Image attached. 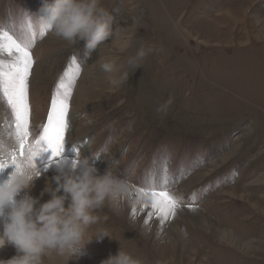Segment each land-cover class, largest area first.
Masks as SVG:
<instances>
[{
	"label": "rangeland",
	"instance_id": "obj_1",
	"mask_svg": "<svg viewBox=\"0 0 264 264\" xmlns=\"http://www.w3.org/2000/svg\"><path fill=\"white\" fill-rule=\"evenodd\" d=\"M43 3L0 0V30L23 40L30 22L36 32L29 77L33 131L47 122L54 86L75 58L81 72L68 131L87 140L75 146L78 156L100 173L111 169L132 188L151 183L154 172L159 183L166 162L169 191L180 201L176 216L164 224L155 215L147 218L145 199L106 205L95 213L100 221L88 229L85 239L93 241L86 254L69 264H101L119 249L141 264H264V52H257L264 45V0H103L114 25L134 33L126 53L111 44L95 51L83 41L69 46L50 31L41 38ZM247 34L261 36V46L240 39ZM141 46L155 51L114 90L100 61H123ZM170 97L167 112H157ZM0 111L11 118L2 100ZM73 155L66 146L69 165ZM50 156L49 150L35 158L47 183L62 161L57 157L58 163L49 164ZM48 199L46 194L41 202ZM101 231L109 237L96 240ZM15 254L10 245L0 249V259ZM45 264L67 262L57 257Z\"/></svg>",
	"mask_w": 264,
	"mask_h": 264
},
{
	"label": "clouds",
	"instance_id": "obj_2",
	"mask_svg": "<svg viewBox=\"0 0 264 264\" xmlns=\"http://www.w3.org/2000/svg\"><path fill=\"white\" fill-rule=\"evenodd\" d=\"M40 12L45 29L69 46L83 41L87 50L95 51L111 44L118 53H126L132 47L134 33L114 25L103 0H51L50 3L44 0ZM153 51L152 46H141L123 61L119 57L104 59L99 67L115 90L128 82L129 70L142 67V62ZM171 104L170 97L156 110L166 113ZM36 157L35 152H30L13 162L0 158L7 168L14 166L0 182V210L9 209L0 213V249L10 245L16 253L10 259H0V264H45L46 259L57 257L69 264L73 258L85 255L86 246L93 241L91 237L86 241L85 237L88 229L101 219L95 214L98 210L106 205L116 208L125 202H144L143 197L134 195L126 179L111 169L100 173L88 158L79 156L70 165L66 160L59 163L57 173L40 193V197L49 194L50 199L41 202L40 197L29 194L42 175L35 164ZM105 237H109L108 234L101 231L95 239ZM101 264H141V261L119 249Z\"/></svg>",
	"mask_w": 264,
	"mask_h": 264
},
{
	"label": "snow or ice",
	"instance_id": "obj_3",
	"mask_svg": "<svg viewBox=\"0 0 264 264\" xmlns=\"http://www.w3.org/2000/svg\"><path fill=\"white\" fill-rule=\"evenodd\" d=\"M29 35L23 40H18L8 31L0 30V100L4 102L11 113L9 135L13 138V144L6 146L0 140V150L7 149L6 159L9 162L23 157L26 153L35 152L38 157L42 152L51 151L48 163H58L54 158L66 160L63 153L66 146L71 147L75 162L78 156V148L68 143L65 133L70 124V101L74 86L80 76L81 65L73 58L59 77L54 86L50 100V108L47 122L40 126L38 131H33L30 125L31 106L29 103V77L35 63L31 48L36 42V32L30 22L27 23ZM46 29L39 25V36L46 35ZM48 165H46L47 167ZM7 168V164L0 162V171ZM161 180L156 181L153 173L152 182L145 186H133L137 196L143 197L147 202L143 207L149 209L147 218L153 215L164 224L177 214L180 207L179 199L169 191V175L166 162L161 168ZM135 207L132 209L135 215ZM147 223V220L145 221Z\"/></svg>",
	"mask_w": 264,
	"mask_h": 264
},
{
	"label": "bare ground",
	"instance_id": "obj_4",
	"mask_svg": "<svg viewBox=\"0 0 264 264\" xmlns=\"http://www.w3.org/2000/svg\"><path fill=\"white\" fill-rule=\"evenodd\" d=\"M244 3V2H243ZM242 3V4H243ZM239 4H241V2L239 3ZM237 6H239V5H237ZM234 8V7H233ZM227 9V8H226ZM231 9H232V7H231ZM235 9H237V8H235ZM234 9V10H235ZM238 9H240V8H238ZM242 9V8H241ZM255 9V8H254ZM237 11V10H236ZM261 11V10H260ZM224 12V11H223ZM230 12V11H229ZM244 12V11H243ZM237 13V12H236ZM241 14V13H240ZM239 14V15H240ZM226 15H228V14H226ZM231 15H233V14H231ZM237 15V14H236ZM234 16V15H233ZM254 16V15H253ZM213 17V16H212ZM241 17V16H240ZM242 17H243V19H246L245 20V22H250V20H249V18L246 16V15H242ZM241 17V18H242ZM251 17V16H250ZM256 17V16H255ZM227 18V17H226ZM233 18V17H232ZM259 18H260V16H259ZM216 19H214V21H215ZM235 20V19H234ZM256 20V19H255ZM227 21V20H226ZM219 22H220V20H219ZM218 22V23H219ZM223 22V21H222ZM221 23V22H220ZM234 23V22H233ZM244 23V22H243ZM228 24V23H227ZM250 24V23H249ZM211 25V24H210ZM233 25V24H232ZM232 25H231V27H232ZM202 26V25H201ZM200 26V27H201ZM207 26V25H206ZM209 26V25H208ZM230 26V25H229ZM229 26L227 27L228 29H229ZM247 26V25H246ZM214 27V26H213ZM234 27V26H233ZM237 27V26H236ZM240 27V26H239ZM215 28H216V25H215ZM244 28V27H243ZM253 29H254V27H253ZM202 30V29H201ZM216 30V29H215ZM244 30V29H243ZM218 33H219V31H217ZM215 33L216 35L218 34V33ZM232 32V31H231ZM212 33V32H211ZM227 33H229V31L227 32ZM253 33V32H252ZM231 34V33H230ZM233 35H234V33H232ZM231 34V35H232ZM242 34V33H241ZM208 35V34H207ZM206 35V36H207ZM168 36V35H167ZM209 36V35H208ZM213 36V35H212ZM238 36H240V35H238ZM226 37V36H225ZM228 37V36H227ZM244 38L242 39L241 37H240V39L241 40H247L246 42L248 43V46H255V47H257V48H259L260 46H261V44H257V43H259V41H261V39H260V37L261 36H259V35H256V36H254V34H251V36H248V34L247 35H245V36H243ZM214 38H218V37H215L214 36ZM214 38H212V39H214ZM237 38V37H236ZM208 39V38H207ZM206 39V40H207ZM224 39V38H223ZM231 39V38H230ZM230 39H229V41H230ZM176 40V39H175ZM188 41V40H187ZM228 41V40H227ZM245 42V43H246ZM261 42H263V41H261ZM244 43V42H243ZM236 44V43H235ZM233 45L232 47H234V46H236V45ZM231 46V45H230ZM238 46V45H237ZM264 46V45H263ZM263 46L260 48V50L259 51H257L258 52V54H260L261 52H264V49H263ZM254 48V47H253ZM219 49H222V48H220L219 47ZM227 89V88H226ZM73 110L71 109V112H70V114H73ZM10 123H11V118L10 117H8L3 111H0V140H2L3 142H4V144L6 145V146H11L12 144H13V138L9 135V133L12 131V128L10 127ZM70 127L72 128V127H74V126H71L70 125ZM76 129V128H75ZM67 138H68V141H69V144L70 145H72V146H76V145H84L86 142H87V140L84 138V137H81V138H73V135H72V132L71 131H68L67 132ZM91 141H89L88 143H90ZM92 143V142H91ZM89 145V144H88ZM71 148V147H70ZM6 154H7V149H4V150H0V158H5L6 157ZM137 158V157H136ZM106 159H107V157H106ZM106 161V160H105ZM13 171V167H11V166H9L8 168H6V169H4V173L2 172V175H1V178H2V181L3 180H5L7 177H8V175H9V173H11ZM5 174V178L3 177V175ZM46 184H47V176L45 175V176H40L35 182H34V185H33V187L31 188V190H30V195H32V196H34V197H40V193L43 191V189L45 188V186H46ZM46 194L47 193H45L42 197H40V199L41 198H44V197H46ZM21 196L23 195V193H21L20 194ZM17 198H19V197H17Z\"/></svg>",
	"mask_w": 264,
	"mask_h": 264
}]
</instances>
